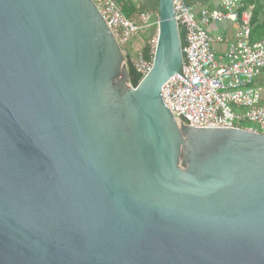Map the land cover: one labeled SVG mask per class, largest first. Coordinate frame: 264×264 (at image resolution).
<instances>
[{"label":"water","instance_id":"obj_1","mask_svg":"<svg viewBox=\"0 0 264 264\" xmlns=\"http://www.w3.org/2000/svg\"><path fill=\"white\" fill-rule=\"evenodd\" d=\"M181 49L158 0L132 87L92 0H0V264H264V135L173 117Z\"/></svg>","mask_w":264,"mask_h":264},{"label":"built area","instance_id":"obj_2","mask_svg":"<svg viewBox=\"0 0 264 264\" xmlns=\"http://www.w3.org/2000/svg\"><path fill=\"white\" fill-rule=\"evenodd\" d=\"M92 1L124 58L133 37L157 24V16L149 12L127 17L114 0ZM243 1L223 0L217 7H205L173 0L174 18L183 32L182 62L179 75L174 73L162 85L161 97L179 123L195 128H241L264 135V104L260 88L253 83L264 69V37L250 41L254 6ZM224 21L235 23L237 29L222 56H216L212 43L221 42L222 36L211 35L206 27ZM152 49L153 54L154 45ZM130 63L142 79L152 58H144L139 50Z\"/></svg>","mask_w":264,"mask_h":264},{"label":"trees","instance_id":"obj_3","mask_svg":"<svg viewBox=\"0 0 264 264\" xmlns=\"http://www.w3.org/2000/svg\"><path fill=\"white\" fill-rule=\"evenodd\" d=\"M120 7L121 12L127 16L131 17L138 12H149L153 15V17L157 16V3L158 0H114ZM187 5H200L205 7H211V3L213 0H182ZM244 5L253 4V13L250 20L251 25V33L250 39L255 40V34H259L260 36H264V21L257 23L258 14L262 9H264V0H244ZM150 30V31H149ZM146 31V30H145ZM147 31L156 34V25H153L151 28L147 29ZM179 36L182 41L183 32L182 29L179 28ZM259 36V37H260ZM152 46L148 41L143 45L141 49V53L144 58L151 59L153 54ZM125 59H126V67L128 72V83L135 87L138 82L141 80L140 74L136 73L134 68L130 63L131 54L128 49L125 50Z\"/></svg>","mask_w":264,"mask_h":264},{"label":"crops","instance_id":"obj_4","mask_svg":"<svg viewBox=\"0 0 264 264\" xmlns=\"http://www.w3.org/2000/svg\"><path fill=\"white\" fill-rule=\"evenodd\" d=\"M223 0H213L211 7H217ZM264 21V9L260 11L257 17V23ZM207 31L213 36H222L221 42H213L212 49L215 52L216 56H222L225 52L227 42L233 38V33L237 29V25L235 23H230L228 21L220 22V23H211L206 27ZM259 34H255V40L250 41H258L263 39L264 36H260ZM264 69L255 77L253 83L255 86L260 88L261 92V103L264 104Z\"/></svg>","mask_w":264,"mask_h":264},{"label":"rangeland","instance_id":"obj_5","mask_svg":"<svg viewBox=\"0 0 264 264\" xmlns=\"http://www.w3.org/2000/svg\"><path fill=\"white\" fill-rule=\"evenodd\" d=\"M132 1H134V0H132ZM149 31L146 30L142 33L135 35L133 37V39L126 45L125 50L128 49L130 51L131 57L135 53H137V51L142 49V47L146 43V41H148L151 46L154 45L155 34L149 32Z\"/></svg>","mask_w":264,"mask_h":264}]
</instances>
